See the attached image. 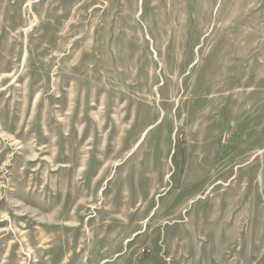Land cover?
Listing matches in <instances>:
<instances>
[{
	"label": "rangeland",
	"instance_id": "374dc122",
	"mask_svg": "<svg viewBox=\"0 0 264 264\" xmlns=\"http://www.w3.org/2000/svg\"><path fill=\"white\" fill-rule=\"evenodd\" d=\"M0 264H264V0H0Z\"/></svg>",
	"mask_w": 264,
	"mask_h": 264
},
{
	"label": "bare ground",
	"instance_id": "6f19581e",
	"mask_svg": "<svg viewBox=\"0 0 264 264\" xmlns=\"http://www.w3.org/2000/svg\"><path fill=\"white\" fill-rule=\"evenodd\" d=\"M142 138L140 139V141L138 142V144L141 142Z\"/></svg>",
	"mask_w": 264,
	"mask_h": 264
}]
</instances>
